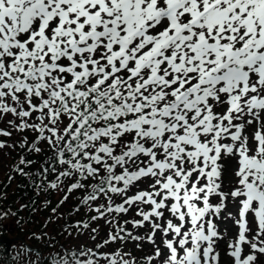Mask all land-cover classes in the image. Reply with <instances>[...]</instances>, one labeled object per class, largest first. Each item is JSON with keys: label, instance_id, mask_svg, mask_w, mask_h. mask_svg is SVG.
Returning a JSON list of instances; mask_svg holds the SVG:
<instances>
[{"label": "snow or ice", "instance_id": "snow-or-ice-1", "mask_svg": "<svg viewBox=\"0 0 264 264\" xmlns=\"http://www.w3.org/2000/svg\"><path fill=\"white\" fill-rule=\"evenodd\" d=\"M8 113L15 130L37 133L18 142L25 153L45 139L53 150L30 172L21 154L13 174L54 189L74 178L69 191L90 188L83 203L106 200L75 223L103 218L107 239L51 264H220L226 230L216 218L229 196L240 205L227 213L232 264H264V0H0ZM225 157L237 178L228 191ZM133 206L141 218L121 219ZM130 239L154 250L138 260L121 250ZM109 241L121 247L98 250Z\"/></svg>", "mask_w": 264, "mask_h": 264}, {"label": "trees", "instance_id": "trees-1", "mask_svg": "<svg viewBox=\"0 0 264 264\" xmlns=\"http://www.w3.org/2000/svg\"><path fill=\"white\" fill-rule=\"evenodd\" d=\"M2 116L0 114V127L11 130L13 135H0V140L8 141L7 146L0 148V264H51L55 253L63 256L65 250L73 247L91 249L98 245L108 235L110 225L103 218L89 219L87 227L81 225L77 228L75 222L95 216L91 205L105 203L103 195L83 203L90 188L69 191L67 185L74 178L66 179L63 187L54 189L39 183L33 184L28 176L18 171L13 174L10 167L21 154L34 161L25 168L26 172H30L41 168V162L53 150L45 139L39 142L43 151L25 153L24 147L18 142L26 135L31 143L37 133L30 129L17 131L9 123L14 118L13 114L10 117L8 114ZM13 143L17 146L12 147ZM56 176V172L50 171L47 180H53ZM112 198L115 201L121 199L118 195ZM129 215V212L121 213L120 218ZM65 234L68 235L67 241L63 237ZM101 249L102 246L98 250ZM34 256L39 259L34 261Z\"/></svg>", "mask_w": 264, "mask_h": 264}, {"label": "rangeland", "instance_id": "rangeland-1", "mask_svg": "<svg viewBox=\"0 0 264 264\" xmlns=\"http://www.w3.org/2000/svg\"><path fill=\"white\" fill-rule=\"evenodd\" d=\"M8 115L10 117L12 114L8 113ZM1 116H2V114H1ZM2 118L4 120H7L3 116H2ZM256 127H257L256 124H253V125L249 126L250 129H255ZM223 162H224V165H225V176H224L225 183H224L223 187H224V189L226 191H228V190L231 189V187L233 186L234 181L237 179L235 177L234 172H233V168L235 166V158L225 157ZM229 178H231L232 183L229 182ZM149 182H150V180H148V179L143 180V181L140 182L139 186L141 188H147ZM135 190H136V188L133 187L130 190V192L132 193ZM213 199L217 200V199H219V197H214ZM239 206H240L239 205V199H237L235 202H233V198L231 196H229L226 209L222 212L221 217L216 218V223L220 226V229H225L226 230L225 238L217 241V246L220 249V257H219L220 264H232V257L228 253L227 244H228V240L231 239L233 236H235V234L237 232V225L234 223V217L227 216V213L228 212L238 213ZM123 219H126V218H123ZM146 229H147V227H141L140 230L138 229L137 231L139 232V234L141 236H143L145 234V232L147 231ZM108 232H109V230H108ZM103 235H105V234H103ZM160 235H161L160 232L157 231V233H156L157 244L161 247V250L165 249L167 251L166 247L162 244V242L160 240ZM66 236L68 237L67 234H65L63 237L67 241ZM118 247H121L120 242L119 241L114 242L113 250L114 249L116 250ZM58 248L59 247H57L56 249H58ZM130 248H132L133 250H131ZM135 248L136 249H144V250L136 251ZM121 250L123 252L126 251L128 253L131 252V253H133L135 255L137 254L136 256L139 259L141 257V255H143L145 253L149 254V252L153 251L154 250V246H153V244L151 242H149L147 240H134V241H132L130 239V240H127V247L124 248L122 246ZM247 250H248V246L245 245V251H247ZM107 251H112V250L108 249ZM38 259H39L38 257H35L34 261L38 260ZM153 264H155V261L153 262Z\"/></svg>", "mask_w": 264, "mask_h": 264}]
</instances>
